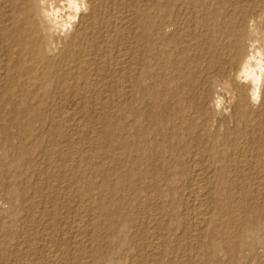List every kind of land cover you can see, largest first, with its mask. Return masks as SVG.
<instances>
[{"label": "rangeland", "instance_id": "rangeland-1", "mask_svg": "<svg viewBox=\"0 0 264 264\" xmlns=\"http://www.w3.org/2000/svg\"><path fill=\"white\" fill-rule=\"evenodd\" d=\"M154 3H155L154 0H149V1L148 0H132V1L131 0H102V3H101L102 5L101 7L98 8L97 14L94 17L96 18L95 21L93 20L91 21L92 23L91 25L93 27L91 26V28L88 30V35L90 37H93L94 39L96 37V42L98 44V45L96 44L97 48L95 47V49H93L95 50L94 52H96L95 53L96 60H94L95 62L89 61L91 59L90 57L78 59L76 57L77 49H76V52L73 53L71 48H69L66 44H64V45H61L56 50V52L54 53V56H51L53 59L52 65L50 66L51 73H49L48 75L46 74L45 76L43 75L41 76L42 73L32 74L30 72L27 74V72H29L28 70L34 67V64L29 62L28 58H26L25 59L26 61H24L23 63L19 65V61H18L19 58H18V55H16L15 49L9 48V47L6 48V46L3 47L2 45H0V48L2 49V50L0 49L1 53L4 51V49L6 51L8 48L11 51V54H10L11 57L9 60L10 62L8 65L10 72L8 70L7 71L9 72V75H11V73L14 72L13 76L11 75V76H8L7 78L0 77V99H1L0 100V130L1 128L5 129V131L3 130L0 131V137L4 136V138L3 137L0 138V143L2 141V143L0 144L1 145L0 148L4 146L3 148L0 149V180H1L0 181V264H55V263L60 264V262L61 264H264V172H263L264 161H263V164H261V166L257 168H253L254 167L253 165L249 166L250 164H254L256 155L262 152L261 156L262 157L264 156L263 155L264 154V151H263L264 150V129L258 130V128L256 127L255 129H253V131L250 132V131H246V128L244 125L237 126V124L231 118V116L235 114L236 109H238L237 103L231 104L229 98L226 99V96H224V95H227L226 92H223L224 94L222 96L224 107L226 106V109H225L226 112L222 115L223 118L219 117L218 119L219 121L217 120L216 126L220 130L222 139L226 140V143L232 144V143H236L237 141L242 142L240 144L242 151H240V154L237 155V163L236 165H234L235 162L232 161L230 170H227L221 174L219 171H216L217 169L216 167H218V165H221V163L214 165L213 157H210L211 155L209 153H207L205 156L206 147H208V144L206 142L207 140H205V142L201 141L202 137L199 135V132L196 129L192 130V133L190 135L188 134L189 135V138H188V135L186 132L187 127L183 126L181 128L183 131L181 129H180L181 132L180 130H178V135L174 136L175 135V132L173 130L174 126L180 124V121H181L179 119L177 120V117L175 115L176 110L174 109L172 111V114L167 117L166 119L167 122H165V125L163 126L164 128L162 127L161 129L164 132V134L163 132L160 131V129L156 126L155 123L152 124L153 121L151 120V118H149V116L151 117L154 113L151 112L150 110L147 111L148 113H146V116L141 117L140 119H137L138 120L136 121L137 123L134 122V129H137L138 127L137 125H139V122H142V124L146 122L144 124L147 128L146 140L149 141L150 143L146 141L145 145L147 146L149 145L151 149L148 148L149 146L148 147L146 146V147L150 149L151 151L149 152V150L147 149L148 151L144 150L141 152L139 150L141 152L140 153L138 149L135 147L136 149L132 148V150L130 151V153L132 154L125 155L126 153H129V152L125 151L126 150L125 148L127 147L126 146L127 144L125 141L126 136H125V132L123 133L121 131H123L122 127L124 128L125 126L124 125L125 121L127 122L126 117H125L126 115H125V112L123 113L124 109H119V111L118 109H114V111H112L113 109L109 108L110 104H108V103H111L113 99H116L113 93H115L114 90L117 89V86H115L112 79L114 78L116 74H119L120 76H122L124 70L127 67L126 66L127 62L126 60L123 61L124 58H122V56L125 55V53L127 52L126 49L129 48V43L127 42L129 39L127 38H129L130 35H131L130 38H133L132 42L135 43L133 44V46L138 47V44H136L138 42L136 36H137V31H138L137 28L139 24V14L141 10L147 7L153 8L152 6H154ZM119 16L122 18H119ZM118 18L121 19L120 23L116 21ZM123 19H124V22L122 21ZM113 24H116V25H113ZM259 24H258V28H261V29H259L258 31L260 30L261 31L258 32V35H260L262 32L263 33L260 36H258L259 39L262 37L261 38L262 40L260 39L261 40L260 42L258 40L259 43L258 42L255 43L256 47L258 48L264 46L263 44L264 42V38H263L264 37L263 36L264 35V20L263 19L260 20ZM108 25L110 26V29H108L109 28ZM114 26L118 30L116 28L114 29ZM116 30L118 33L116 32ZM109 36L112 39L109 38ZM110 43L112 44L110 45ZM257 43L258 44L261 43L263 46L262 45L257 46ZM107 45L109 47L115 46V47H112V50L114 49L113 50L114 56H112V58L108 54L103 52L105 51V46ZM99 46L101 48H98ZM118 51H120L121 53ZM134 51L136 50L133 49L130 52L133 53L134 55L136 53V52L134 53ZM1 53H0V56H1L0 63L2 62L1 63L2 65L1 64L0 65H1V68L6 69L4 64H6L7 61L6 62L2 61V59H5V58H3ZM104 53L106 54V56ZM120 57H121V60H120ZM111 59L113 60L112 63H110ZM145 59L147 61V65L153 66V62L151 60H149L146 56H145ZM99 60L101 62H99ZM72 64H75V65H72ZM15 65L17 66L14 67ZM19 66L23 69H21ZM73 69H74V72H73ZM17 70L22 71V72H20L21 74L14 76ZM116 71L118 73H116ZM235 71H236V65L234 64L233 73ZM68 72L71 73L69 78H68V75H66V73L68 74ZM63 73H64V76L66 75L65 77L62 75ZM67 80H68V83H67ZM120 85L122 86L123 83L122 82L119 83V87ZM243 85L244 83H240L241 88ZM66 86H69L68 88L70 89L65 92L64 87ZM107 86L108 88L111 89V90L109 89L110 91L108 90ZM113 86L115 88H113ZM105 88L107 89L105 90ZM104 91H107L108 94L106 95V92ZM68 92L72 93L73 95L70 94V97H69ZM263 93H262V98L260 99V101L258 103L253 104L251 109H254L256 111V109L259 108L261 101L264 98ZM61 94H63L65 98L68 97V99L69 98L70 99L69 100L65 99L64 97H62L63 95ZM77 95L79 96L77 97ZM72 97H75V99ZM76 100H77V103H76ZM108 100L110 101L108 102ZM186 100H189L188 94H186L185 96V102H183L181 105L182 110L184 108H187V109H184V112H183L184 121H186V119H189L190 115L191 116L193 115V110L191 109L190 102ZM73 101H75V103ZM37 102L39 104H36ZM114 102H116V100H114ZM169 102H171L173 105L176 103L175 100L171 101V99ZM13 104L14 106H12ZM32 104L37 107L33 106ZM227 104L230 106H228ZM83 105L87 107H83ZM16 106H18L17 108H20V106L22 107L20 108V110L22 109L21 111L22 115L20 114L21 112L19 109L16 108L18 111L16 109L13 110V108H15ZM145 106L147 107V109H153L150 102H148L147 105L145 104ZM24 107H26L27 110ZM23 110L26 113L24 112L23 114ZM28 110H30L33 114ZM12 111L19 112L18 114H20V116L16 115L17 112L16 114L14 112L15 114L14 115ZM35 111H37V113L39 112L38 113L39 115L35 113ZM111 111L113 113H111ZM29 113L32 114V116L27 115ZM34 114L35 116L38 115L36 116L37 119L35 117V120L37 122L33 119ZM16 116L19 118L17 119ZM27 116H29L28 118L31 121L34 120L33 121L34 125H32L31 121L26 118ZM38 117L40 118V120H38L39 119ZM110 117L112 118V120L110 119ZM122 118H123L124 123L122 121ZM116 119L117 120L121 119V120H119L118 122L116 121ZM107 120L108 122H106ZM115 122L118 123V125ZM23 124L25 125V128ZM107 126H110V127H107ZM119 127L121 128V130L119 131L122 134L118 132ZM6 128L8 129L6 130ZM57 128L59 130H57ZM105 129L107 130L105 131ZM30 130H32V132ZM8 131L9 133H7ZM21 132L24 134L22 135ZM170 132H174L173 135H171L172 133ZM244 132L248 134L250 132L251 135L245 136L246 134ZM29 133L30 135H28ZM9 134H10V137H13V138L8 137ZM27 136L29 138H27ZM62 136L63 138H61ZM113 136H115V139ZM165 136L169 138L167 137L165 138ZM244 136L246 138H249L246 140V142H249L250 144L248 143L246 146L242 145L243 143L245 144L244 142L245 140H243L245 139ZM6 137L9 138V141L8 140L5 141V139H8ZM17 137L19 138L17 139ZM20 138L26 141L24 142ZM110 138H112V141ZM56 142H59V143H56ZM120 142H122L123 145L126 144L125 145L126 147L124 148L123 145H122L123 147H121V145L119 144H122V143ZM177 143H179L180 145ZM54 144H56L57 146L61 144L59 146L60 147L62 146L63 148H60L59 146L57 147ZM175 145H177L178 147ZM203 145H205L204 148L202 147ZM120 147L123 148V150ZM170 147H172V149H175V150L174 151L171 150ZM175 147L179 148L177 149V152H175L176 151ZM180 147H182V149L184 148L183 149L184 151H182ZM154 148L157 149L158 151H156ZM165 148H166V152L164 151ZM252 148H255V149L259 148V150L258 152L256 150L253 151ZM61 149L64 150V153ZM134 150L135 151L137 150L138 152L137 151L135 152ZM178 150L179 152H181V154L178 152ZM155 151H156V154L157 152L159 153L155 155ZM167 151H169V153ZM55 152L58 153V154L56 153L57 155L62 154L63 156L59 155L60 156L59 157L55 154ZM144 152L145 153L147 152L148 155L145 154ZM148 152L151 153V155H149ZM251 152L253 155L251 154ZM200 153L203 155L201 156ZM142 154L144 156L146 155V157L149 156V158H144V156L141 157ZM196 154L199 155L198 163L200 160L204 167H207L209 165V167L207 168L211 170L210 173L207 174L206 176V178L210 180H207L205 178L203 182V184L204 183L206 184L208 181L210 182V184L209 182L207 183L206 185L207 188L205 187V184L203 185L206 189V192L209 190L207 193L205 192L207 194V197H209L207 198L205 206H207L210 203L209 204L210 207L209 205L207 206L208 210L210 211V223L207 222L208 225L206 223L201 225L202 223L198 219H197L198 220L197 222L198 223L200 222L201 224L195 223L196 222L195 218L197 215L195 214L196 210L194 209V206L191 203V198H190V190H191L190 187L195 180L194 172H193V167H194L193 158H194V155ZM128 155H131V156H128ZM125 156H127L128 159L130 157V162L133 159V162L130 163L131 165L129 166L126 165V164H129L128 163L129 160ZM153 156H156V159ZM151 157L153 160L151 159ZM179 157H181V159ZM66 159H69V160H66ZM211 159H213L212 162H211ZM174 161H176V163ZM167 162L169 163L171 162L170 166H169V163ZM247 162L249 163V165ZM162 164L166 166H163ZM178 165L180 167H178ZM183 165L185 167H183ZM213 167L215 168V170L213 169ZM137 168H139L138 173H140V176L136 174ZM167 168L169 171L167 170ZM171 168H172V171H171ZM173 168L176 169L175 172H173ZM184 168L185 169L189 168V170H184ZM255 170H258V171L256 172ZM133 171L134 172L136 171V173H133L134 176L131 173ZM176 171H179V173H177ZM180 172H183V173H180ZM145 174H146V177H145ZM126 175L128 176V178L126 177ZM130 175L133 178L130 177ZM142 175L144 177H142ZM234 175L235 176L237 175V176L235 177ZM166 176H168L169 178ZM155 180H156V183H155ZM160 180L162 182L164 180V185L160 184L159 182ZM125 181L128 182L129 184L126 186L127 188L125 187V185L127 184V183H124ZM130 181L133 185L130 183ZM187 184L189 185L187 186ZM230 185H231V188H228L230 187ZM158 186H161V187L158 188ZM137 187L139 189H137ZM140 188H143L142 191ZM156 188H158L160 192L161 190L163 191L160 193L159 191H157ZM171 191H173V193ZM162 193L165 194L166 196L165 198L163 196L164 194ZM171 193L172 194L175 193V194L172 196ZM210 195L213 197H211ZM162 196L164 200L163 198H161ZM220 196L222 197L220 198ZM168 197H170L171 200ZM160 201L161 203L158 204V202ZM166 202L168 203L171 202L170 204H173V205H170ZM115 203L118 204V206L119 204L121 206L118 207ZM175 203L179 206V209H178V206L175 205ZM110 204L113 205V208L111 207ZM213 204L215 205L214 207H212ZM100 205H101V208H100ZM166 205L168 206L170 205L173 207L175 205L176 207L174 208L172 207L171 209L170 206L168 208L166 207ZM114 206L115 207L117 206L116 208L117 210L115 209ZM137 206H139L140 208H138ZM156 207H158V209H160L162 212L158 210ZM165 207L168 209H166ZM109 208L111 211L109 210ZM120 208L123 210L121 211ZM105 209L107 210V212ZM155 209H157V211ZM177 209L179 210L178 213H177L178 211ZM127 210H129V212H127ZM194 210H195V213H194ZM126 212L128 214H126ZM113 213L115 215L119 213V215L117 214L118 217L117 215L112 216ZM135 213H137V215ZM107 214L110 215L109 218ZM114 217L115 218L117 217V220H113L115 219ZM175 218H176V221L173 220ZM231 218L233 219L231 220ZM235 219H236V222H235ZM151 222H153L154 224ZM36 223L38 224L36 225ZM258 223L259 225H257ZM247 224H251L255 227V232L253 234L247 235V241L249 244H247L245 240H241L239 238L240 237L239 235L242 232H244ZM198 225L199 226L201 225L200 228ZM213 225L215 228L213 227ZM228 225L230 226V228ZM46 228L48 230H46ZM197 229H200V230H197ZM152 231L154 233H152ZM214 232L217 234L219 232V234L217 235ZM203 233L204 234L206 233V234L204 235ZM212 234H214V236H212ZM234 235L237 237H235ZM232 237H235V238H232ZM235 239H236V242H235ZM232 241L233 243L231 244ZM29 242L32 246L29 244ZM208 242L209 243L211 242V243H210L209 248L206 249V247H208L206 245H209ZM214 246L218 247L216 251L214 250ZM34 248H37V249H34ZM84 248L86 251L84 250ZM204 248L206 250H204ZM78 250L80 251L78 252ZM54 254L56 256H54ZM52 255L55 258L52 257ZM57 260H58V263H57ZM53 261L55 263H53Z\"/></svg>", "mask_w": 264, "mask_h": 264}, {"label": "bare ground", "instance_id": "bare-ground-1", "mask_svg": "<svg viewBox=\"0 0 264 264\" xmlns=\"http://www.w3.org/2000/svg\"><path fill=\"white\" fill-rule=\"evenodd\" d=\"M132 1V0H131ZM149 1V0H148ZM154 6L153 8L147 7L143 8L139 13V24H138V31H137V40L138 47H134L132 42L133 38H127L129 39L127 42L129 43V48L126 49L125 55L122 56L123 61L126 60L127 67L124 70L122 76L119 74H116L112 80L115 86H117V89L113 86V90L115 93L114 96L116 99H113L110 104L112 111L114 109H124L123 113L125 112V117L127 122L122 121L124 123V128L122 127L121 132H125V138H126V144L121 145V147L124 146L126 149L125 151L129 152L127 154H132L130 151L132 148H137L138 151L141 152L144 150H147L150 148L146 144V133L147 128L144 125L146 120H144V124L142 122H139V125H137V129H134V122L138 121L137 119H140L141 117L146 116L147 111H151L154 114L149 118L153 121L152 124H156V126L160 129L161 132H163L161 129L165 125V122H167V117L172 114L173 109L176 110V117L177 120H181L180 124L174 126V132L175 135H178V130H180L183 126H186V132L187 135L192 133V130L196 129L199 132V135L202 137L201 141L207 140L208 147H206L205 156L207 153H209L214 159V165L221 163V165H218L216 167V171H219L220 174L224 173L227 170H230V166L232 164V161L235 162L234 165L237 163V155L240 154L241 147L240 144L241 141H237L236 143H226L225 139H222L220 130L217 128V120L219 117H222V115L226 112V106L224 107L223 102V92H226L227 95L226 99L229 98L230 103H237L236 112L231 118L234 120V122L239 125H244L246 128V131H253L256 127L258 130L264 129V98L261 101V104L256 111L254 109H251L252 105L255 103H258L260 99L262 98V93L264 91V46L260 43L258 44L262 39V37L259 39L258 31L261 28H258V24L260 20H264V0H154ZM147 2V1H146ZM102 0H0V45L3 47L6 46L9 48L15 49L16 55H18L19 58V65L26 61L25 59L28 58L29 62L34 64V67L32 69L28 70V73H42L41 76H45L51 73L50 66L52 65V57L54 56V53L56 50L61 46L66 44L71 50L76 52L77 49V58H85L90 57L91 59L89 61L95 62L96 55L94 52L95 47L97 48V42L96 37L95 39L93 37H90L88 35V30L91 28V21H95L96 18H94L97 14L98 8L101 7ZM148 3V2H147ZM111 6V5H110ZM135 7V6H134ZM143 7V6H142ZM117 11V10H116ZM122 11V9H121ZM109 12V11H108ZM110 13V12H109ZM131 13V12H130ZM133 13V12H132ZM120 15V14H119ZM122 15V14H121ZM126 15V14H125ZM113 16V14H112ZM137 16V15H136ZM135 16V17H136ZM108 17V16H107ZM115 17V16H114ZM119 18H122L119 16ZM117 19L120 23L121 19ZM126 19V18H124ZM124 19L122 20L124 22ZM136 19V18H135ZM112 20V19H111ZM130 20V19H129ZM114 21V20H113ZM115 21V22H116ZM107 22V21H106ZM114 22V23H115ZM118 23V24H119ZM78 24V25H77ZM124 24V23H123ZM116 25V24H113ZM137 25V23H136ZM260 25V24H259ZM109 26V25H108ZM121 26V25H120ZM134 26V25H133ZM93 27V26H92ZM97 27V26H96ZM116 27L114 26V29ZM120 28V27H119ZM124 28V27H123ZM110 29V26L109 28ZM113 29V30H114ZM117 29V28H116ZM118 30V29H117ZM116 30V32H117ZM128 30V29H127ZM134 31V32H135ZM111 32V30H110ZM109 32V33H110ZM94 33V32H93ZM118 33V32H117ZM90 34V33H89ZM107 34V33H106ZM111 34V33H110ZM113 34V33H112ZM121 34V32H120ZM264 36V35H263ZM113 37V35H112ZM115 37V36H114ZM118 37V36H117ZM127 37V36H126ZM109 38H111L109 36ZM264 38V37H263ZM112 39V38H111ZM131 39V40H130ZM117 40V39H116ZM259 40V42H258ZM115 41V40H114ZM258 45H262L263 47H256L255 43ZM126 43V42H125ZM97 44V45H96ZM112 43H110L111 45ZM264 44V42H263ZM109 45V44H108ZM105 46V52L108 54L111 58L113 55L112 47L115 46ZM120 46V45H119ZM121 47V46H120ZM9 48L1 53L3 58L2 61H7L4 66L6 69L1 68L0 65V77L7 78L8 76H13L14 72L9 75V60L11 57V51ZM98 48H101L100 46ZM124 49V48H123ZM135 49L134 55L130 51ZM101 50V49H100ZM119 50V49H118ZM121 51V50H120ZM118 51V52H120ZM14 52V53H15ZM104 53V54H105ZM121 53V52H120ZM123 53V52H122ZM105 54V56H106ZM115 54V53H114ZM117 54V52H116ZM115 54V55H116ZM121 56V55H120ZM145 56L153 62V66L147 65V61L145 59ZM1 57V56H0ZM13 57V56H12ZM117 57V56H116ZM15 58V57H14ZM114 58V57H113ZM118 58V57H117ZM69 59V58H68ZM105 59V58H104ZM13 60V59H12ZM76 60V59H75ZM121 60V57H120ZM15 61V59H14ZM13 61V62H14ZM61 61V60H60ZM112 59L111 62L112 63ZM115 61V60H114ZM56 62V61H55ZM69 62V61H68ZM99 62H101L99 60ZM57 63V62H56ZM59 63V62H58ZM61 63V62H60ZM87 63V62H85ZM118 63V61H117ZM81 64V63H80ZM98 64V63H97ZM114 64V63H113ZM112 64V65H113ZM152 64V63H151ZM236 65V71L233 73V65ZM29 65V64H28ZM69 65V64H68ZM71 65V64H70ZM75 65V64H72ZM120 65V64H119ZM8 66V67H7ZM12 66V65H11ZM15 65L14 67H16ZM25 66V65H24ZM78 66V64H77ZM90 66V65H89ZM20 67V66H19ZM18 67V68H19ZM42 67V68H40ZM45 67V68H43ZM62 67V66H61ZM84 67V66H83ZM86 67V66H85ZM99 67V65H98ZM12 68V67H11ZM21 68V67H20ZM68 68V67H66ZM73 68V67H71ZM104 68V67H103ZM119 68V67H118ZM16 69V68H14ZM13 69V71H14ZM23 69V68H21ZM76 69V68H74ZM73 69V72H74ZM78 69V68H77ZM9 72H8V71ZM66 70V69H65ZM64 70V71H65ZM70 70V69H69ZM112 70V69H111ZM117 70V69H116ZM12 71V70H11ZM71 71V70H70ZM99 71V70H98ZM107 71V70H106ZM118 71V70H117ZM116 71V73H118ZM18 71L15 72V75L21 74ZM25 73V72H24ZM26 74V73H25ZM55 74V73H54ZM57 74V73H56ZM60 74V72H59ZM115 74V73H114ZM51 75V74H50ZM64 76V73L62 74ZM66 75L69 76L71 73L68 72ZM65 75V76H66ZM77 75V73H76ZM39 76V75H38ZM37 76V77H38ZM64 76V77H65ZM40 77V76H39ZM73 77V76H72ZM63 78V77H62ZM74 78V77H73ZM78 78V77H77ZM67 79V78H66ZM13 80V79H12ZM52 80V79H51ZM61 80V79H60ZM71 80V79H70ZM76 80V79H75ZM50 81V80H49ZM48 81V82H49ZM94 81V80H93ZM99 81V80H98ZM7 82V81H6ZM86 82V81H85ZM110 82V81H109ZM123 83V85L119 87V83ZM68 83V80H67ZM240 83H244L242 88L240 87ZM57 84V83H56ZM71 84V83H70ZM85 84V83H84ZM98 84V83H97ZM73 85V84H72ZM102 85V84H100ZM109 85V83H108ZM25 86V85H24ZM61 86V85H60ZM10 87V86H9ZM69 86L64 87L65 92L68 91L70 88ZM72 87V86H71ZM83 87V86H82ZM112 87V85H111ZM108 88V86H107ZM105 88V90L107 89ZM41 89V87H40ZM72 89V88H71ZM87 89V88H86ZM102 89V88H101ZM110 88H108L109 90ZM6 90V89H5ZM104 90V89H103ZM111 90V89H110ZM109 90V91H110ZM39 91V90H38ZM73 91V90H72ZM71 91V92H72ZM75 91V90H74ZM98 91V89H97ZM57 92V91H56ZM91 92V91H90ZM106 95L108 94L107 91ZM33 93V92H32ZM36 93V92H35ZM55 93V92H54ZM69 93V92H68ZM66 93V94H68ZM73 93V92H72ZM72 93H69L73 95ZM75 93V92H74ZM79 93V92H78ZM94 93V92H93ZM103 94V93H102ZM105 94V93H104ZM186 94L189 95V101L191 105V109L193 110V115H190L189 119H186L184 121L183 119V112L184 108L182 110V103L185 102V96ZM264 94V93H263ZM29 95V94H28ZM36 95V94H35ZM63 95V94H61ZM96 95V94H95ZM25 96V95H24ZM32 96V95H31ZM76 96V95H74ZM79 95H77L78 97ZM99 96V95H98ZM52 97V96H51ZM58 97V96H57ZM61 97V96H60ZM59 97V98H60ZM64 97V95L62 96ZM102 97V95H101ZM32 98V97H31ZM38 98V97H37ZM42 98V97H41ZM65 98V97H64ZM75 99V97H72ZM65 99H68L65 98ZM70 99V98H69ZM68 99V100H69ZM83 99V98H82ZM175 100L176 103L173 105L171 102ZM173 99V100H172ZM225 99V98H224ZM1 100V99H0ZM33 100V99H32ZM73 100V99H72ZM88 100V99H87ZM116 100V102H114ZM63 101V100H62ZM65 101V100H64ZM110 100H108L109 102ZM19 102V101H18ZM66 102V101H65ZM68 102V101H67ZM75 103V101H73ZM150 102L153 109H147L145 104ZM226 102V101H225ZM13 103V102H12ZM43 103V102H42ZM77 103V100H76ZM87 103V102H86ZM85 103V105H86ZM105 103V102H104ZM107 103V102H106ZM228 103V102H227ZM4 104V103H3ZM11 104V103H10ZM17 104V102H16ZM35 104V103H34ZM36 104H39L38 102ZM63 104V103H62ZM102 104V103H101ZM189 104V103H188ZM22 105V104H21ZM33 105V104H32ZM31 105V106H32ZM189 105V106H190ZM228 105V104H227ZM14 106V104L12 105ZM19 106V105H18ZM18 106L13 108L15 110ZM27 106V104H26ZM29 106V104H28ZM35 106V105H33ZM45 106V105H44ZM230 106V105H228ZM37 107V106H35ZM83 107H87L84 106ZM102 107V106H101ZM20 108H22L20 106ZM20 108H17L20 110ZM26 109V107H24ZM29 108V107H28ZM9 109V108H8ZM16 109V110H17ZM24 109V110H25ZM30 109V108H29ZM55 109V108H54ZM100 109V108H99ZM105 109V108H104ZM110 109V110H111ZM23 110V114L24 111ZM27 110V109H26ZM32 110V109H31ZM190 110V109H189ZM11 111V110H10ZM9 111V112H10ZM18 111V110H17ZM17 111H14L15 114ZM22 109L20 110V112ZM30 111V110H28ZM27 111V112H28ZM111 111V113H113ZM13 112V111H12ZM13 112V114H14ZM31 112V111H30ZM88 112V111H87ZM17 116L22 115V112L18 114ZM26 113V112H25ZM32 113V112H31ZM37 113V111H35ZM39 113V112H38ZM37 113V114H38ZM107 113V112H106ZM119 113V112H118ZM175 113V112H174ZM14 114V115H15ZM33 114V113H32ZM32 114H27L31 115ZM116 114V113H115ZM39 115V114H38ZM36 115V116H38ZM114 115V114H113ZM123 115V114H122ZM16 116V117H17ZM26 116V114H25ZM27 116L26 118L29 119ZM34 120H35V114ZM121 116V115H120ZM109 117V116H107ZM11 118V117H10ZM19 117H17L18 119ZM25 118V119H26ZM39 118V117H38ZM119 118V117H118ZM172 118V117H171ZM223 118V117H222ZM16 119V118H15ZM24 119V118H23ZM22 119V120H23ZM32 119V117H31ZM37 119V117H36ZM112 120V118L110 117ZM115 119V118H114ZM144 119V118H143ZM146 119V118H145ZM13 120V119H12ZM30 120V119H29ZM27 120V121H29ZM34 120H30L31 124H33ZM40 120V118L38 119ZM55 120V119H54ZM79 120V119H78ZM93 120V119H92ZM96 120V119H95ZM109 120V119H108ZM108 120L106 122H108ZM121 120V119H119ZM119 120L116 119V121L119 122ZM10 121V120H9ZM25 121V120H24ZM26 121V122H27ZM36 121V120H35ZM219 121V120H218ZM37 122V121H36ZM41 122V121H39ZM54 122V121H53ZM16 123V122H15ZM18 123V122H17ZM20 123V122H19ZM23 123V122H21ZM28 123V122H27ZM52 123V122H51ZM70 123V122H69ZM79 123V121H78ZM83 123V122H82ZM102 123V122H100ZM110 123V122H109ZM116 123V122H115ZM137 123V122H136ZM150 123V124H151ZM104 124V123H103ZM102 124V125H103ZM108 124V123H107ZM113 124V123H111ZM118 125V123H116ZM18 125V124H17ZM85 125V124H84ZM90 125V124H89ZM101 125V124H100ZM149 125V124H148ZM147 125V127H148ZM24 128L25 125L23 124ZM111 126V125H110ZM107 126V127H110ZM116 126V125H115ZM121 126V125H120ZM173 126V125H172ZM33 127V126H32ZM103 127V126H101ZM105 127V126H104ZM106 127V128H107ZM114 127V126H113ZM156 127V129H157ZM5 128V127H4ZM9 128V127H8ZM6 128V130L8 129ZM116 128V127H115ZM136 128V127H135ZM164 128V127H163ZM173 128V127H172ZM43 129V128H42ZM61 129V127H60ZM78 129V128H77ZM82 129V128H81ZM103 129V128H102ZM117 129V128H116ZM149 129V128H148ZM244 129V128H243ZM1 130L5 131V129ZM0 130V131H1ZM25 130V129H24ZM23 130V131H24ZM57 130H59L57 128ZM107 129H105L106 131ZM119 130L121 128H118V132L121 133ZM135 130V131H134ZM182 130V129H181ZM180 130V132H181ZM2 131V132H3ZM32 132V130H30ZM29 131V132H30ZM64 131V130H62ZM79 131V130H78ZM183 131V130H182ZM42 132V131H41ZM109 132V131H108ZM111 132V131H110ZM116 132V130H115ZM159 132V130H158ZM174 132L171 135H173ZM240 132V131H239ZM249 132L245 133V136L251 135ZM259 132V131H258ZM9 133V131L7 132ZM6 133V134H7ZM22 133V132H21ZM118 133V135H119ZM169 133V135H170ZM261 133V132H260ZM4 134V133H3ZM24 133H22L23 135ZM65 134V133H64ZM110 134V133H109ZM122 134V133H121ZM162 134V133H161ZM164 134V132H163ZM162 134V135H163ZM231 134V133H230ZM237 134V132H236ZM21 135V134H20ZM30 135V133L28 134ZM61 135V134H60ZM63 135V134H62ZM84 135V134H83ZM107 135V134H106ZM180 135V134H179ZM188 135V138H189ZM193 135V134H192ZM241 135V134H240ZM32 136V135H31ZM57 136V135H56ZM108 136V135H107ZM168 136V134H167ZM165 136V138L167 137ZM181 136V135H180ZM194 136V135H193ZM198 136V135H197ZM244 136V137H245ZM263 136V135H262ZM4 138V136H2ZM0 137V138H2ZM10 137V134L9 136ZM6 137V138H8ZM21 137V136H20ZM115 139V136H113ZM163 137V136H162ZM173 137V136H172ZM171 137V138H172ZM179 137V136H178ZM259 137V135H258ZM13 138V137H10ZM19 137H17L18 139ZM27 138H29L27 136ZM63 138V136L61 137ZM123 138V137H122ZM169 138V137H167ZM192 138V137H190ZM15 139V138H14ZM13 139V140H14ZM22 139V138H20ZM19 139V140H20ZM58 139V138H57ZM108 139V138H107ZM112 141V138H110ZM113 139V140H114ZM120 139V138H119ZM164 139V138H163ZM162 139V140H163ZM228 139V138H227ZM241 139V138H240ZM243 139V137H242ZM249 138L243 139L245 140V144L247 145L249 142H246V140ZM4 140V139H3ZM8 139H5V141ZM23 140V139H22ZM35 140V139H34ZM37 140V138H36ZM117 140V139H116ZM115 140V142H116ZM123 140V139H121ZM151 140V139H150ZM178 140V139H177ZM196 140V139H195ZM200 140V138H199ZM4 141V142H5ZM12 141V140H11ZM24 141V140H23ZM26 141V140H25ZM24 141V142H25ZM60 141V140H59ZM65 141V140H64ZM79 141V140H78ZM180 141V139H179ZM228 141V140H227ZM251 141V139H250ZM53 142V141H52ZM71 142V141H70ZM149 142V141H147ZM190 142V140H189ZM2 143V141H1ZM0 143V144H1ZM6 143V142H5ZM4 143V145H5ZM59 143V142H56ZM62 143V142H61ZM66 143V142H65ZM64 143V144H65ZM125 143V142H124ZM150 143V142H149ZM155 143V142H154ZM11 144V143H10ZM63 144V145H64ZM69 144V143H68ZM115 144V143H114ZM158 144V143H157ZM179 144V143H177ZM181 144V142H180ZM179 144V145H180ZM206 144V143H205ZM250 144V143H249ZM260 144V143H259ZM56 145V144H54ZM61 145V144H59ZM58 145V146H59ZM97 145V144H96ZM118 145V146H119ZM123 145V146H122ZM126 145V146H125ZM189 145V143H188ZM200 145V144H198ZM1 146V145H0ZM57 146V145H56ZM57 146V147H58ZM67 146V145H66ZM148 148H147V147ZM177 146V145H175ZM185 146V145H184ZM205 145L202 147L204 148ZM4 147V146H3ZM1 147V148H3ZM51 147V146H50ZM60 147V146H59ZM87 147V146H86ZM99 147V146H98ZM120 147V148H121ZM173 147V146H172ZM171 150H175L172 149ZM178 147V146H177ZM176 148L177 149L179 148ZM188 147V146H187ZM196 147V146H195ZM248 147V146H247ZM252 147V145H251ZM0 148V149H1ZM54 148V147H53ZM52 148V149H53ZM60 148H63L62 146ZM119 148V149H120ZM135 148V149H136ZM158 148V146H157ZM167 148V147H166ZM166 148L164 151L166 152ZM182 149V147H180ZM197 148V147H196ZM26 149V147H25ZM41 149V148H40ZM66 149V148H65ZM68 149V147H67ZM71 149V148H70ZM123 150V148H121ZM151 149V148H150ZM150 149L149 152L151 151ZM155 149V148H154ZM184 149V148H183ZM182 149V151H184ZM193 149V148H192ZM191 149V150H192ZM24 150V149H23ZM64 153V150L61 149ZM83 150V149H82ZM90 150V149H89ZM99 150V149H98ZM147 150V151H148ZM158 151L157 149H155ZM161 150V149H160ZM163 150V149H162ZM170 150V149H169ZM205 150V149H204ZM203 150V151H204ZM247 150V149H245ZM253 151L259 150V148L255 149L252 148ZM251 150V151H252ZM3 151V150H2ZM13 151V150H12ZM55 151V150H54ZM57 151V150H56ZM71 151V150H70ZM135 151V150H134ZM137 151V150H136ZM135 151V152H136ZM137 151V152H138ZM139 151V152H140ZM155 155H157L159 152H157ZM200 151V149H199ZM249 151V150H248ZM247 151V152H248ZM252 151V152H253ZM264 151V150H263ZM34 152V151H33ZM67 152V151H66ZM115 152V151H114ZM140 152V153H141ZM148 152V153H149ZM153 152V150H152ZM163 152V151H162ZM161 152V153H162ZM169 153V151H167ZM179 152V150H178ZM245 152V151H244ZM251 152V154H252ZM57 152H55L56 154ZM59 153V151H58ZM57 153V154H58ZM68 153V152H67ZM98 153V152H97ZM123 153V152H122ZM145 153V152H144ZM171 153V152H170ZM181 154V152H179ZM197 153V152H196ZM204 153V152H203ZM246 153V152H245ZM12 154V153H11ZM56 154V155H57ZM113 154V153H112ZM139 154V153H137ZM147 154V152L145 153ZM153 154V153H152ZM166 154V153H164ZM174 154V153H173ZM176 154V153H175ZM231 154V155H230ZM243 154V153H242ZM247 154V153H246ZM250 154V153H249ZM248 154V155H249ZM250 154V155H251ZM262 152L256 155L254 164L248 163L249 166L253 165V168H257L263 164L264 156H261ZM60 156L62 154H59ZM57 155V156H59ZM67 155V154H66ZM65 155V156H66ZM77 155V154H76ZM148 155V154H147ZM151 155V153H149ZM170 155V154H169ZM189 155V154H188ZM202 156L203 154L200 153ZM253 155V154H252ZM264 155V154H263ZM59 156V157H60ZM63 156V155H62ZM131 156V155H128ZM144 155L142 154L141 157ZM159 156V155H158ZM178 156V154H177ZM186 156V155H184ZM208 156V155H207ZM244 156V155H243ZM246 156V155H245ZM127 158V156H125ZM156 159V156H153ZM191 157V156H190ZM198 157L199 155H194L193 162V172L195 180L191 185L190 190V198L191 203L194 206V213L196 216V222L199 220L200 224L203 225L204 223L207 224V222L210 223V211L208 210V204L205 206V203L207 201V191L205 187L207 188V182L205 184V187L203 186V182L207 176V174L210 173L211 170H209V165L207 167H204L202 165V162L199 160L198 163ZM249 157V156H248ZM17 158V157H16ZM69 158V157H68ZM73 158V157H72ZM116 158V157H114ZM144 158H149L144 156ZM181 159V157H179ZM178 158V159H179ZM183 158V157H182ZM192 158V157H191ZM208 158V157H207ZM251 158V157H250ZM65 159V158H64ZM95 159V158H93ZM128 159V158H127ZM152 159V157H151ZM160 159V158H159ZM174 159V158H173ZM190 159V158H189ZM201 159V158H200ZM211 159V162L212 160ZM48 160V159H47ZM60 160V159H59ZM69 160V159H66ZM126 160V159H125ZM129 164L130 163V157H129ZM153 160V159H152ZM151 160V161H152ZM63 161V160H62ZM115 161V160H114ZM163 161V160H162ZM165 161V160H164ZM94 162V161H92ZM101 162V161H100ZM98 162V163H100ZM126 162V161H124ZM176 163V161H174ZM178 162V161H177ZM183 162V161H182ZM192 162V161H191ZM192 162V163H193ZM240 162V161H239ZM70 163V162H69ZM73 163V162H72ZM88 163V162H87ZM110 163V162H109ZM137 163V162H136ZM169 163V162H167ZM166 163V164H167ZM180 163V162H179ZM253 163V162H252ZM68 164V162H67ZM135 164V163H134ZM171 162L169 163L170 166ZM184 164V163H183ZM191 164V163H189ZM51 165V164H50ZM78 165V164H77ZM92 165V164H91ZM116 165V164H115ZM163 165V164H162ZM160 165V166H162ZM182 165V164H181ZM186 165V163H185ZM211 165V164H210ZM264 165V164H263ZM262 165V166H263ZM94 166V165H93ZM92 166V167H93ZM153 166V165H152ZM166 166V165H163ZM174 166V164H173ZM172 166V167H173ZM206 166V165H205ZM63 167V166H62ZM68 167V166H67ZM159 167V166H158ZM177 167V166H176ZM178 167H180L178 165ZM183 167H185L183 165ZM215 167V166H214ZM213 169L215 170V168ZM242 167V166H241ZM245 167V166H244ZM72 168V166H71ZM77 168V166H76ZM109 168V167H108ZM175 168V167H174ZM173 168V172H175L176 169ZM229 168V169H228ZM232 168V167H231ZM161 169V168H160ZM178 169V168H177ZM212 169V168H211ZM262 169V168H261ZM260 169V170H261ZM7 170V169H6ZM11 170V169H10ZM75 170V169H74ZM93 170V169H92ZM139 168H137L136 171L131 172L136 173L138 176H140V173H138ZM141 170V169H140ZM162 170V169H161ZM168 170V168H167ZM180 170V169H179ZM182 170V169H181ZM184 170H189L185 169ZM233 170V169H232ZM243 170V169H242ZM263 170V169H262ZM142 171V170H141ZM169 171V170H168ZM172 171V168H171ZM256 172L258 170H255ZM69 172V171H68ZM72 172V171H71ZM90 172V171H89ZM93 172V171H92ZM140 172V171H139ZM144 172V171H143ZM148 172V171H146ZM145 172V173H146ZM179 173V171H176ZM190 172V171H189ZM192 172V171H191ZM232 172V171H231ZM264 172V170H263ZM67 173V172H65ZM70 173V172H69ZM176 173V174H177ZM183 173V172H180ZM212 173V172H211ZM71 174V173H70ZM143 174V173H142ZM164 174V173H163ZM161 174V175H163ZM166 174V172H165ZM168 174V172H167ZM214 174V173H213ZM3 175V174H2ZM13 175V174H12ZM73 175V173H72ZM123 175V174H122ZM155 175V174H154ZM158 175V174H157ZM172 175V173H171ZM211 175V174H210ZM223 175V174H222ZM256 175V174H255ZM121 176V175H120ZM129 176V174H128ZM126 175V177L128 178ZM134 176V175H133ZM169 176V174H168ZM166 176V177H168ZM176 176V175H175ZM185 176V175H184ZM235 176V175H234ZM237 176V175H236ZM235 176V177H236ZM124 177V176H123ZM130 177H132L130 175ZM129 177V178H130ZM142 177H144L142 175ZM146 177V174H145ZM165 177V175H164ZM163 177V178H164ZM212 177V176H211ZM210 177V178H211ZM42 178V177H41ZM133 178V177H132ZM169 178V177H168ZM175 178V177H174ZM209 178V176H208ZM188 179V178H187ZM207 179V178H206ZM212 179V178H211ZM216 179V178H215ZM126 180V179H125ZM172 180V179H171ZM190 180V179H189ZM210 180V179H207ZM260 180V179H259ZM1 181V180H0ZM64 181V180H63ZM122 181V180H121ZM127 181V180H126ZM125 185V187L128 184V182ZM231 181V180H230ZM60 182V181H59ZM160 184L164 185L163 182L160 180ZM162 182V183H161ZM168 182V181H167ZM165 182V183H167ZM176 182V181H174ZM236 182V180H235ZM103 183V182H102ZM121 183V182H120ZM131 183V181H130ZM156 183V180H155ZM173 183V182H172ZM222 183V182H220ZM238 183V181H237ZM259 183V182H258ZM132 184V183H131ZM210 184V182H209ZM133 185V184H132ZM135 185V184H134ZM139 185V184H138ZM175 185V183H174ZM177 185V184H176ZM189 184H187L188 186ZM260 185V184H258ZM115 186V185H114ZM131 186V185H130ZM129 186V188H130ZM211 186V185H210ZM227 186V185H226ZM134 187V186H133ZM139 187V186H138ZM137 187V189H139ZM142 187V186H141ZM161 186H158V188ZM163 187V186H162ZM171 187V186H170ZM209 187V185H208ZM212 187V186H211ZM215 187V186H214ZM213 187V188H214ZM236 187V186H235ZM95 188V187H94ZM127 188V187H126ZM128 188V189H129ZM160 192V190H158ZM174 188V187H173ZM231 188V185L230 187ZM141 191L143 188H140ZM161 189V188H160ZM163 189V188H162ZM176 189V187H175ZM178 189V188H177ZM63 190V189H61ZM93 190V189H92ZM130 190V189H129ZM128 190V191H129ZM133 190V189H132ZM136 190V189H135ZM134 190V191H135ZM173 190V189H172ZM214 190V189H213ZM14 191V190H13ZM68 191V190H67ZM95 191V190H94ZM140 191V192H141ZM163 190H161L162 192ZM170 191V190H169ZM178 191V190H176ZM175 191V192H176ZM47 192V191H46ZM127 192V191H126ZM160 192V193H161ZM173 193V191H171ZM206 192V193H205ZM211 192V191H210ZM209 192V193H210ZM222 192V191H221ZM259 192V191H258ZM111 193V192H110ZM171 195L173 196L174 194ZM179 193V192H178ZM212 193V192H211ZM215 193V192H214ZM213 193V194H214ZM254 193V192H253ZM151 194V193H150ZM164 194V193H162ZM167 195V194H166ZM209 195V194H208ZM212 195V194H211ZM210 195V196H211ZM222 195V194H221ZM261 195V194H260ZM34 196V195H33ZM104 196V195H103ZM125 196V195H124ZM158 196V195H157ZM164 198L166 197L165 194L163 195ZM163 196L161 198H163ZM180 196V195H179ZM189 196V195H188ZM71 197V196H70ZM160 197V196H159ZM213 197V196H211ZM210 197V198H211ZM222 196H220L221 198ZM226 197V196H225ZM58 198V197H56ZM111 198V197H110ZM163 198V200H164ZM170 198V197H168ZM215 198V197H214ZM74 199V198H73ZM135 199V198H134ZM182 199V198H180ZM178 199V200H180ZM219 199V198H218ZM224 199V198H223ZM227 199V198H226ZM225 199V200H226ZM231 199V198H230ZM52 200V199H51ZM58 200V199H56ZM63 200V199H62ZM85 200V199H84ZM137 200V199H136ZM135 200V201H136ZM171 200V198H170ZM173 200V199H172ZM102 201V200H101ZM166 201V200H165ZM182 201V200H181ZM188 201V200H187ZM214 201V200H212ZM221 201V200H220ZM224 201V200H223ZM227 201V200H226ZM77 202V201H76ZM125 202V201H124ZM138 202V201H137ZM173 202V201H171ZM170 202V203H171ZM186 202V201H185ZM190 202V201H189ZM188 202V203H189ZM211 202V201H210ZM219 202V201H218ZM25 203V202H24ZM55 203V201H54ZM57 203V201H56ZM64 203V202H63ZM62 203V204H63ZM106 203V202H105ZM140 203V202H139ZM161 203L158 202V204ZM168 203V202H166ZM165 203V204H166ZM168 203V204H170ZM222 203V202H221ZM226 203V202H225ZM116 204V203H115ZM127 204V203H126ZM130 204V203H129ZM182 204V203H180ZM249 204V203H248ZM24 205V204H23ZM59 205V204H58ZM108 205V204H106ZM111 205V204H110ZM118 206V204H116ZM132 205V204H131ZM173 205V204H170ZM169 205V206H170ZM176 206H178L175 203ZM174 205V207H176ZM31 206V205H30ZM29 206V207H30ZM78 206V205H77ZM93 206V205H91ZM115 207V209L117 208ZM121 205L119 204L118 207ZM150 206V205H149ZM168 205L166 207L169 208ZM215 205L213 204L212 207ZM225 206V205H224ZM223 206V207H224ZM227 206V205H226ZM243 206V205H242ZM65 207V206H64ZM108 207V206H106ZM113 208V205H111ZM123 207V206H122ZM140 208L139 206H137ZM160 207V206H159ZM165 207V208H166ZM173 206H170L172 209ZM173 207V208H174ZM186 207V205H185ZM210 207V205H209ZM229 207V206H228ZM45 208V207H44ZM63 208V207H62ZM89 208V207H88ZM97 208V207H96ZM101 208V205H100ZM137 208V209H138ZM158 209V207H156ZM166 208V209H168ZM221 208V207H220ZM244 208V207H243ZM259 208V207H258ZM78 209V208H77ZM84 209V208H83ZM87 209V208H86ZM121 209V208H120ZM129 209V208H128ZM149 209V208H148ZM151 209V208H150ZM157 209H155L157 211ZM164 209V208H163ZM176 209V208H175ZM179 209V206H178ZM177 209V210H178ZM222 209V208H221ZM241 209V208H240ZM44 210V209H43ZM53 210V208H52ZM106 210V209H105ZM110 210V208H109ZM108 210V212H109ZM117 210V209H116ZM119 210V208H118ZM123 209H121L122 211ZM152 210V209H151ZM154 210V209H153ZM160 210V209H158ZM185 210V209H184ZM217 210V209H216ZM100 211V210H99ZM102 211V210H101ZM111 211V210H110ZM115 211V210H114ZM136 211V210H135ZM161 211V210H160ZM172 211V210H171ZM170 211V213H171ZM190 211V210H189ZM260 211V210H259ZM12 212V211H11ZM84 212V211H83ZM86 212V211H85ZM107 212V210H106ZM118 212V211H117ZM129 212V210H127ZM126 212V214H128ZM149 212V210H148ZM162 212V211H161ZM179 210L177 211V213ZM218 212V211H217ZM44 213V212H43ZM49 213V212H48ZM91 213V212H90ZM112 213V212H111ZM109 213V214H111ZM125 213V212H123ZM145 213V212H144ZM153 213V212H152ZM174 213V212H173ZM176 213V212H175ZM226 213V212H224ZM248 213V212H247ZM259 213V212H258ZM114 214V213H113ZM112 216H116L114 214ZM137 215V213H135ZM180 214V213H179ZM218 214V213H217ZM43 215V214H42ZM108 215V214H107ZM117 215V217H118ZM123 215V214H122ZM152 215V214H151ZM166 215V214H165ZM164 215V216H165ZM182 215V214H181ZM215 215V214H214ZM221 215V213H220ZM31 216V215H30ZM80 216V215H78ZM129 216V215H127ZM175 216V214H174ZM192 216V215H191ZM213 216V215H212ZM224 216V215H223ZM227 216V215H226ZM225 216V217H226ZM231 216V215H230ZM33 217V216H32ZM52 217V216H51ZM57 217V216H55ZM107 217V216H106ZM110 215H108V218ZM117 217L113 220H117ZM120 217V216H119ZM151 217V216H150ZM149 217V219H150ZM180 217V216H179ZM195 217V216H194ZM233 217V216H232ZM236 217V216H235ZM255 217V216H254ZM259 217V216H258ZM257 217V218H258ZM40 218V217H39ZM99 218V217H98ZM107 218V220H108ZM178 218V217H177ZM234 218V217H233ZM231 218V220L233 219ZM245 218V217H244ZM3 219V218H2ZM43 219V218H42ZM153 219V218H152ZM163 219V218H162ZM169 219V218H168ZM171 219V218H170ZM198 219V220H197ZM239 219V218H238ZM165 220V219H164ZM176 221V218L173 219ZM178 220V219H177ZM191 220V219H190ZM227 220V219H226ZM230 220V221H231ZM33 221V220H32ZM31 221V222H32ZM39 221V220H38ZM43 221V220H42ZM112 221V220H111ZM150 221V220H149ZM188 221V220H187ZM48 222V221H47ZM51 222V221H50ZM83 222V221H81ZM89 222V221H88ZM104 222V221H103ZM224 222V221H223ZM236 222V219H235ZM33 223V222H32ZM100 223V222H99ZM102 223V222H101ZM153 223V222H151ZM150 223V224H151ZM190 223V222H189ZM198 223V224H199ZM241 223V222H240ZM38 223H36L37 225ZM54 224V223H53ZM73 224V223H72ZM103 224V223H102ZM154 224V223H153ZM192 224V223H191ZM220 224V222H219ZM231 224V223H230ZM236 224V223H235ZM244 224V223H243ZM82 225V224H81ZM149 225V223H148ZM157 225V224H156ZM166 225V224H165ZM164 225V226H165ZM200 225V226H201ZM208 225V224H207ZM215 225V224H214ZM213 225V227H214ZM239 225V224H238ZM259 225V223L257 224ZM76 226V225H75ZM79 226V225H78ZM85 226V225H84ZM138 226V225H137ZM190 226V225H189ZM197 226V225H195ZM199 226V225H198ZM199 226V228H200ZM229 226V225H228ZM34 227V226H33ZM45 227V226H44ZM56 227V226H55ZM81 227V226H80ZM91 227V226H90ZM151 227V225H150ZM203 227V226H202ZM205 227V226H204ZM207 227V226H206ZM217 227V226H216ZM233 227V226H232ZM231 227V228H232ZM89 228V227H88ZM165 228V227H164ZM177 228V227H176ZM215 228V227H214ZM230 228V226H229ZM45 229V228H44ZM51 229V227H50ZM76 229V228H75ZM106 229V228H105ZM156 229V228H155ZM166 229V228H165ZM213 229V228H212ZM217 229V228H216ZM228 229V228H227ZM241 229V228H240ZM46 230H48L46 228ZM81 230V228H80ZM79 230V231H80ZM83 230V229H82ZM103 230V229H102ZM151 230V229H149ZM200 230V229H197ZM196 230V231H197ZM203 230V228H202ZM205 230V229H204ZM215 230V229H214ZM222 230V229H221ZM219 230V231H221ZM229 230V229H228ZM232 230V229H231ZM234 230V229H233ZM242 230V229H241ZM53 231V230H52ZM230 231V230H229ZM45 232V231H44ZM49 232V231H47ZM60 232V231H59ZM78 232V231H77ZM169 232V231H168ZM203 232V231H202ZM213 232V231H212ZM226 232V231H225ZM255 232V227L251 224H247L244 232H242L238 237L241 240H245L247 244V235L253 234ZM56 233V231H55ZM97 233V232H96ZM152 233H154L152 231ZM151 233V234H152ZM159 233V232H158ZM215 233V232H214ZM238 233V232H237ZM236 233V234H237ZM81 234V233H79ZM118 234V233H117ZM137 234V233H136ZM204 234V233H203ZM206 234V233H205ZM204 234V235H205ZM217 234V233H215ZM219 234V232H218ZM217 234V235H218ZM221 234V233H220ZM224 234V233H223ZM232 234V232H231ZM33 235V234H32ZM88 235V234H87ZM150 235V234H149ZM153 235V234H152ZM203 235V236H204ZM226 235V234H225ZM83 236V235H82ZM89 236V235H88ZM163 236V235H162ZM214 236V234H212ZM235 236V235H234ZM45 237V236H44ZM43 237V238H44ZM49 237V236H48ZM55 237V236H54ZM103 237V236H102ZM124 237V236H123ZM182 237V236H181ZM187 237V236H186ZM193 237V236H191ZM200 237V236H198ZM205 237V236H204ZM223 237V236H222ZM225 237V236H224ZM237 237V236H235ZM232 237V238H235ZM36 238V237H35ZM46 238V237H45ZM151 238V237H150ZM154 238V236H153ZM164 238V237H163ZM203 238V237H202ZM210 238V237H209ZM212 238V237H211ZM228 238V236H227ZM38 239V238H37ZM51 239V238H49ZM80 239V238H79ZM84 239V238H83ZM82 239V240H83ZM191 239V238H190ZM238 239V238H237ZM53 240V239H52ZM57 240V239H56ZM76 240V238H75ZM81 240V241H82ZM91 240V239H90ZM146 240V239H145ZM152 240V239H151ZM163 240V239H162ZM199 240V239H198ZM232 240V239H231ZM27 241V240H26ZM50 241V240H49ZM155 241V240H154ZM239 241V240H238ZM43 242V241H42ZM79 242V240H78ZM86 242V241H85ZM236 242V239H235ZM28 243V242H27ZM81 243V242H80ZM192 243V242H191ZM190 243V244H191ZM211 243V242H210ZM209 245H206L209 248ZM233 241L231 242V244ZM30 244V242H29ZM28 244V245H29ZM61 244V243H60ZM63 244V243H62ZM78 244V243H77ZM76 244V245H77ZM108 244V243H107ZM106 244V246H107ZM163 244V243H162ZM161 244V245H162ZM186 244V243H185ZM238 244V242H237ZM31 245V244H30ZM29 245V246H30ZM34 245V243H33ZM47 245V244H46ZM50 245V244H49ZM109 245V244H108ZM236 245V244H235ZM234 245V246H235ZM32 246V245H31ZM44 246V245H43ZM54 246V245H53ZM81 246V245H80ZM92 246V245H91ZM90 246V247H91ZM154 246V245H153ZM158 246V245H157ZM196 246V245H195ZM49 247V246H48ZM84 247V246H83ZM86 247V246H85ZM149 247V246H148ZM50 248V247H49ZM48 248V249H49ZM65 248V247H64ZM76 248V247H75ZM80 248V247H79ZM78 248V249H79ZM161 248V247H160ZM193 248V247H192ZM217 246H214V250H217ZM236 248V247H235ZM4 249V248H3ZM37 249V248H34ZM43 249V248H42ZM47 249V248H46ZM57 249V248H56ZM105 249V248H103ZM109 249V248H108ZM165 249V248H164ZM204 248V250H206ZM212 249V248H210ZM32 250V249H31ZM41 250V249H39ZM51 250V249H50ZM82 250V249H81ZM85 250V248H84ZM83 250V251H84ZM43 251V250H42ZM52 251V250H51ZM54 251V250H53ZM63 251V250H62ZM80 250H78L79 252ZM86 251V250H85ZM84 251V252H85ZM158 251V249H157ZM164 251V250H163ZM162 251V252H163ZM208 251V250H207ZM34 252V251H33ZM77 252V251H76ZM204 252V251H203ZM212 252V251H211ZM36 253V252H35ZM41 253V252H40ZM55 253V252H54ZM151 253V252H150ZM159 253V251H158ZM34 254V253H33ZM60 254V252H59ZM154 254V253H152ZM161 254V253H160ZM204 254V253H203ZM31 255V254H30ZM49 255V254H48ZM92 255V254H91ZM156 255V254H155ZM208 255V254H207ZM234 255V254H233ZM232 255V256H233ZM4 256V255H3ZM35 256V255H34ZM54 256H56L54 254ZM52 255V257H54ZM58 256V254H57ZM162 256V255H160ZM33 257V255H32ZM51 257V258H52ZM157 257V256H156ZM191 257V256H190ZM211 257V256H210ZM43 258V257H42ZM55 258V257H54ZM58 258V257H57ZM86 258V257H85ZM209 259V258H208ZM211 259V258H210ZM52 260V259H51ZM55 260V259H54ZM156 260V259H155ZM161 260V259H160ZM213 260V259H212ZM164 262V261H163ZM162 262V263H163ZM52 263V262H51ZM53 263H55L53 261ZM58 263V260H57ZM158 263V262H157ZM172 263V262H171ZM214 263V262H213ZM216 263V262H215ZM56 264V263H55ZM61 264V262H60Z\"/></svg>", "mask_w": 264, "mask_h": 264}]
</instances>
